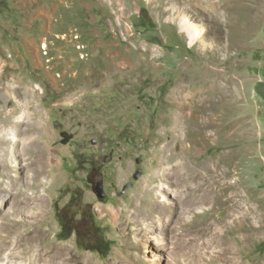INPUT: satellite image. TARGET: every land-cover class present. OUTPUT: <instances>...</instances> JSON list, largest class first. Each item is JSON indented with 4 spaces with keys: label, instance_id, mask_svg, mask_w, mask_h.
<instances>
[{
    "label": "rangeland",
    "instance_id": "rangeland-1",
    "mask_svg": "<svg viewBox=\"0 0 264 264\" xmlns=\"http://www.w3.org/2000/svg\"><path fill=\"white\" fill-rule=\"evenodd\" d=\"M251 7L250 19L240 18ZM214 81L226 86L213 95L216 112L205 118L198 109L179 123L182 88ZM12 127L16 139H0V254L8 262L126 264L141 255L158 264H264V0H0V138ZM207 160L208 176L230 171L213 181L224 199L186 209L187 222L159 233L166 247L155 248L143 215L159 204L162 177L173 189L177 163ZM75 189L113 240L106 256L80 247L76 234L60 237ZM174 189L164 193L170 216L184 206L183 189ZM73 217L85 231L87 219ZM176 233L190 238L188 258L175 256Z\"/></svg>",
    "mask_w": 264,
    "mask_h": 264
},
{
    "label": "bare ground",
    "instance_id": "bare-ground-1",
    "mask_svg": "<svg viewBox=\"0 0 264 264\" xmlns=\"http://www.w3.org/2000/svg\"><path fill=\"white\" fill-rule=\"evenodd\" d=\"M209 3L210 5H213L212 8H216L218 10L222 8L221 3L216 4L215 2H211V1ZM252 11H253L252 7L248 9L241 8L239 10L241 14L240 18L243 17L246 19H250ZM182 28L188 33V35L192 39H196L195 37L197 36V34L192 27H190L187 24H182ZM225 88L226 86L223 83H218L216 81L212 82V85L208 87H206V85H199L198 87H194V88L190 87L189 89L187 87H183L182 93H180V98L182 100H180L179 102V105H180L179 107L181 108L182 113H180V111L179 113L178 112L176 113L178 122L181 123V121L184 120L183 117H186L188 115L193 116V114L198 109H199L198 110L199 116L208 118L212 113H214L215 110L218 109V103L215 102L216 98L214 100L213 95L216 93L218 94L222 91L224 92ZM5 89H10V88L7 86ZM185 106L191 109L189 113L183 110V107ZM212 123L214 124V121L212 120L206 121L207 127L213 126ZM8 131H9L8 134H6V130L1 134L0 139L2 142L4 141L6 142L7 140H4V139L5 138L8 139V137H11L12 139H16L17 137L16 128H13V127L9 128ZM183 146H185L184 142H183ZM13 150H15V147L13 148ZM171 156L177 157L178 152L172 154ZM210 166H211V162L208 160L202 161L199 165V168L193 167L192 164H190L188 161H182V162L177 163L172 169V170H177V172H175L176 175L172 179L173 180L172 186L174 185L173 189L171 188V186L166 184V181H165L166 179L164 177H162V179L160 178L162 183L160 184L158 191L160 192L161 200L159 201V204L156 203V205H152L150 208L146 209L144 212V215H149V214L152 215L153 213L154 214L157 213V214H160V216L156 218V221L154 220L152 222L151 221L146 222L148 217L146 218L143 215L144 220H143V226H142V231L145 233L147 239L152 240L157 244L154 246L155 248L158 249V248H161L162 245L165 246V244L163 243V237L159 233H162V231L165 229L170 230L172 233L177 232V229H176L177 226L180 227L181 225L185 224V222H187L185 220V215H184L186 214L185 213L186 209L191 208V207L192 208L197 207L201 204L210 203V202H213L214 200L221 201L222 199H224V194H225L224 191L222 189H216L213 184V181L221 182L220 179H224L225 177H227L230 171L229 170L225 171L217 167V169L214 170V173L211 176H208L207 174L201 171L203 167H210ZM158 177H161V175L159 174ZM165 177H167V175H165ZM174 187H176L177 189L179 188L183 189L184 193H181L177 196L179 198L180 203L184 204V206L182 207L179 213H176L174 216H170L169 213L171 214V208L174 207V204H172L169 201H166L164 193H168L170 192V190H174L173 192L176 193ZM230 187L235 188V186L233 185H230ZM224 188L226 189L227 187L225 186ZM235 197L236 196L232 197V199H234L232 201L233 203L232 205L238 209H241L242 208L241 203L237 200V197L236 198ZM236 201H238L237 202L238 204H236ZM0 213H1V210H0ZM165 218H168V219L165 220ZM154 226H155V229H154ZM176 234H178L179 236L176 237V240L178 243V247H177L178 250L174 251L175 256L182 255L184 258H188L189 254L192 251L193 252L195 251V249H193V246L189 242L190 238L188 237V234H181V233H176ZM231 247L232 245L229 244L228 247L227 246L223 247L219 251V253L222 256L226 257V252L231 251L232 250ZM63 252H64V249L59 250L60 255H62ZM171 253L173 252L171 251ZM133 261H138V262L140 261L141 263L145 262L148 264H158L157 259L153 258L150 260H146V258H144L141 255H135L132 258V260H129V261L127 260L125 262L126 264H132ZM0 264H12V263L8 262L6 258L3 259L2 255L0 254ZM170 264H175V263L171 261Z\"/></svg>",
    "mask_w": 264,
    "mask_h": 264
},
{
    "label": "trees",
    "instance_id": "trees-1",
    "mask_svg": "<svg viewBox=\"0 0 264 264\" xmlns=\"http://www.w3.org/2000/svg\"><path fill=\"white\" fill-rule=\"evenodd\" d=\"M141 17L142 19H147L148 15L146 14V10H142ZM149 21H151V19ZM141 24L145 25V28L150 27L143 21ZM149 24L152 25V23ZM80 157L81 156L76 153L77 161L80 160ZM71 208L74 209L75 215L80 214L82 219H87L89 224L85 231L80 230L74 225V214H71L72 216L67 215ZM65 210L66 213L64 212L59 218L61 224L60 237L62 239H69L76 234L77 242L80 247L98 252L103 256L108 255L112 249L113 240H110L103 231V228L96 223L95 212L91 205L85 202L83 190L75 189L71 192L68 207Z\"/></svg>",
    "mask_w": 264,
    "mask_h": 264
},
{
    "label": "water",
    "instance_id": "water-1",
    "mask_svg": "<svg viewBox=\"0 0 264 264\" xmlns=\"http://www.w3.org/2000/svg\"><path fill=\"white\" fill-rule=\"evenodd\" d=\"M65 141H67V138H65ZM141 160H142L141 158H138V162H141ZM141 174H142V169L139 168L137 170V172L134 174V178H136V179L139 178L141 176ZM131 184H132V182H128L124 186L123 191H125L126 188H128L129 186H131ZM94 188H95V191H96L98 197L103 198V197L106 196V190L104 188V182H103V179L101 177H98L97 178V182H96V185H95Z\"/></svg>",
    "mask_w": 264,
    "mask_h": 264
}]
</instances>
